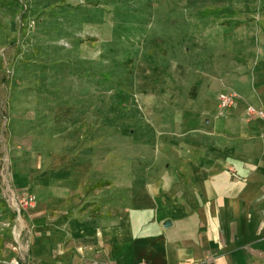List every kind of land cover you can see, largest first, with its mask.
Instances as JSON below:
<instances>
[{
  "label": "rangeland",
  "instance_id": "obj_1",
  "mask_svg": "<svg viewBox=\"0 0 264 264\" xmlns=\"http://www.w3.org/2000/svg\"><path fill=\"white\" fill-rule=\"evenodd\" d=\"M201 29L264 31V0H0V264H37L29 218L70 160L127 185L151 142L176 137Z\"/></svg>",
  "mask_w": 264,
  "mask_h": 264
},
{
  "label": "crops",
  "instance_id": "obj_2",
  "mask_svg": "<svg viewBox=\"0 0 264 264\" xmlns=\"http://www.w3.org/2000/svg\"><path fill=\"white\" fill-rule=\"evenodd\" d=\"M198 35L201 56L192 68L182 64L190 77L179 84L176 107L169 106L176 137L151 142L159 155L130 169L127 185L114 173L100 179L86 157L70 160L65 191H49L29 218L35 263L80 256L85 264H261L264 127L246 110H264V31ZM229 93L238 102L222 115L219 97ZM78 198L84 201L74 209Z\"/></svg>",
  "mask_w": 264,
  "mask_h": 264
},
{
  "label": "built area",
  "instance_id": "obj_3",
  "mask_svg": "<svg viewBox=\"0 0 264 264\" xmlns=\"http://www.w3.org/2000/svg\"><path fill=\"white\" fill-rule=\"evenodd\" d=\"M237 102H238V96L236 94H233V93L222 94L219 97V108H220L221 114L225 115V113H227L228 111H230L231 109H233L236 106ZM246 113H247V116L249 117V119L259 120L260 123L264 127V110L256 109L253 106H249L246 110ZM21 206H22L23 210L33 209L35 206L34 197L29 195V194L24 195V197L21 201ZM17 212L19 214V217L21 218L20 214L22 213V211L17 209ZM19 217H18V219H19ZM183 264H192V263L191 262H185Z\"/></svg>",
  "mask_w": 264,
  "mask_h": 264
},
{
  "label": "trees",
  "instance_id": "obj_4",
  "mask_svg": "<svg viewBox=\"0 0 264 264\" xmlns=\"http://www.w3.org/2000/svg\"><path fill=\"white\" fill-rule=\"evenodd\" d=\"M14 2H18L19 0H13Z\"/></svg>",
  "mask_w": 264,
  "mask_h": 264
},
{
  "label": "water",
  "instance_id": "obj_5",
  "mask_svg": "<svg viewBox=\"0 0 264 264\" xmlns=\"http://www.w3.org/2000/svg\"><path fill=\"white\" fill-rule=\"evenodd\" d=\"M167 226H170V224H169V225H167Z\"/></svg>",
  "mask_w": 264,
  "mask_h": 264
}]
</instances>
